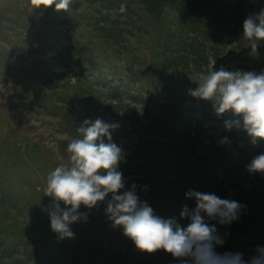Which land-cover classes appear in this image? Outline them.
Wrapping results in <instances>:
<instances>
[{
    "label": "rangeland",
    "instance_id": "rangeland-1",
    "mask_svg": "<svg viewBox=\"0 0 264 264\" xmlns=\"http://www.w3.org/2000/svg\"><path fill=\"white\" fill-rule=\"evenodd\" d=\"M76 1L71 0L69 9L61 13L55 11L54 7L34 9L29 0H0V234L7 236L8 240L15 237L12 244L16 248L14 254L19 258L28 257L34 248L44 247L43 240L35 233L42 224L43 231L48 230L56 237L55 244L66 241H63L64 244L72 248V254L77 256L79 264H182L180 259L173 258L163 250L153 254L138 251L134 243L123 235L122 227L113 228L105 214L110 195L105 202L91 210L81 206L79 212L87 213V220L82 219L70 225L74 238L59 241L57 234L51 230L48 209L52 199L44 195L46 178L57 166L68 162L67 145L71 139L80 138L77 128L84 120L79 117L82 107L70 108L74 99L71 100L69 96L78 95L75 82H67L62 78L55 83L49 79V66L52 65L54 53L45 50L43 43L51 45L60 34L54 17L62 18L60 14H64L68 19L60 25V30L65 31L67 28L74 43L92 52L99 62H107L106 55L111 56L116 51L114 44L92 25L94 20L88 11L93 9V5L84 4L85 1L81 0L75 6ZM134 8V16L126 14L123 17L127 30H132V33H127L130 36L125 35L132 52H124L122 56H128L130 62L135 56L134 63L137 64L132 67V71L136 74L139 70L160 71L157 63L150 59L161 37L157 28L160 24L139 4H135ZM225 42L226 48L231 50L234 43L227 39ZM256 58L251 55L247 57L243 63L245 70L256 73L264 71V62H254ZM143 73L147 77V73ZM122 106L132 107L133 104L123 102ZM153 106L162 110L165 103L157 100ZM111 113H107L106 120H102V116L97 119L110 124L117 123L116 129L123 128L137 134L133 142L139 147L138 155L136 157V150L129 145L126 154L132 158L131 166L122 170L126 179L125 190L135 183L141 202H147L157 216L174 218L186 227L190 220L180 217L182 209L176 207L175 202L179 203L183 199L181 205H187L191 212L196 207V201L186 199L185 193L189 190L206 193L207 189L195 188V181L187 182L185 174L179 173L181 167L175 166L177 159L172 156L173 152H169L165 144L168 139L163 131L175 122L165 115H153L146 119L137 112L131 113V116L125 115L119 109L120 117L116 118ZM195 116L201 118V113L196 112ZM200 121L207 138L203 140L204 144L215 142L220 145L221 139L227 136L222 134L223 126H210L203 118ZM236 130L244 132L242 127ZM10 131L12 135L19 133L21 139L10 141ZM234 146L228 143L229 152L236 148ZM214 153L218 162L213 170L216 176L222 177L220 165L225 156L221 152ZM162 166L169 168L162 170ZM158 176H161L159 180H153ZM212 180V184L215 183L213 177ZM192 182L195 185H191ZM64 207L61 203V208ZM244 214L252 215L253 209L246 207L239 213L238 224L243 231L245 226L241 225L240 215L243 217ZM230 229L236 232L240 228L236 222H232ZM219 232H222L219 237L224 240V244L217 246L215 251L220 254L236 253L224 248L229 240L223 230ZM49 239L53 241L51 237ZM51 249L57 253L62 264L64 258L70 262V255L61 248L55 246Z\"/></svg>",
    "mask_w": 264,
    "mask_h": 264
},
{
    "label": "trees",
    "instance_id": "trees-1",
    "mask_svg": "<svg viewBox=\"0 0 264 264\" xmlns=\"http://www.w3.org/2000/svg\"><path fill=\"white\" fill-rule=\"evenodd\" d=\"M79 1L81 2L77 0L74 3L75 6L79 5ZM84 1V4L93 5V9L88 11L94 20L92 25L96 31L103 33L106 40L114 44L116 51L114 50L111 56L106 55L107 62H99L92 52L85 51L74 43L67 28L65 31L60 30V25L68 19L65 18L67 15L60 14L62 18L54 17L60 34L51 45L43 43L45 50L54 53L52 65L49 66L51 68L49 79L55 83L62 78L67 82L71 80L75 82L78 95L69 96L71 100L74 99L70 108L82 107L79 117L84 121L95 122L99 116L106 120L109 111L113 117H120L119 109L128 116L133 112L146 119L153 115H165L174 121L173 126L165 127L163 130L164 136L168 139L165 144L169 152H173L172 156L177 159L175 166L181 167L179 173L185 174L187 182L193 180L196 183L195 188L207 189L206 193H214L222 199L235 200L253 209L252 215L244 214L243 217L240 215L241 225L245 226L244 231L238 224L239 219L233 221L240 228L236 230L237 233L231 232L232 223L220 224L218 220L216 222L203 215L206 223L218 228L216 233L218 236H222L219 230L226 233L229 240V243L224 245L226 250L242 253L243 258L249 260L255 255L257 246H264V175L250 174L246 166L254 156L264 153V140H257L253 144L245 131L239 133L235 128L231 131L226 130L225 121L236 117L230 112L217 116L211 102L192 97L189 90L199 86L196 83L200 80L198 76L207 75L222 66L228 71L239 69L247 71L243 63L248 56L250 57V49L242 36L243 21L249 15L264 9V0ZM135 4L143 7L160 24L157 28L161 37L150 58L157 63L160 71L147 69L139 70L136 74L132 71V67L137 64L134 63L135 56L133 63L129 61L128 56H122L124 52L126 54L132 52L125 36L132 33V30H127L123 17L126 14L133 15ZM226 39L234 43L231 50L226 48ZM259 43V55L254 62H264V41ZM54 71L58 72L53 73ZM143 72L147 73L148 78ZM157 100L165 103L164 109L159 110L153 106ZM123 102L133 106L123 107ZM196 112H200L201 118L204 122L210 123V126H223L222 134H227L226 137L236 148L229 152L228 144L218 145L213 142L205 145L203 142L207 139L204 136L205 128H202L201 118L195 116ZM9 134L10 141L21 137L17 132L12 135L10 131ZM135 135H137L135 132H128L123 128L111 132L112 142L124 153L119 166L121 171L131 166L132 158L126 154L129 145L136 150V157L138 155L139 147L133 142L134 137H137ZM105 142H108L106 138ZM214 152H221L223 157L225 156L224 162L220 165L222 177L216 176L213 170L216 169L215 164L218 162L214 158ZM166 168L169 166L163 167L162 170ZM160 177L153 180H159ZM212 177L215 179L213 184ZM179 203L175 202V205L182 209L183 199ZM43 229L41 224L35 233L43 240L44 247L34 248L28 257L23 258L14 254L16 248L12 243L15 237L8 240L7 236L0 234V264H62L57 253L51 249L55 246L70 255V262L64 258L63 264H79L77 256L72 254V248L64 244L65 240L63 242L57 238L60 242L55 244L54 234ZM1 230L2 227L0 232ZM50 237L53 241L49 239Z\"/></svg>",
    "mask_w": 264,
    "mask_h": 264
},
{
    "label": "clouds",
    "instance_id": "clouds-1",
    "mask_svg": "<svg viewBox=\"0 0 264 264\" xmlns=\"http://www.w3.org/2000/svg\"><path fill=\"white\" fill-rule=\"evenodd\" d=\"M29 2L34 9L54 7L57 12H66L71 5V0ZM242 36L248 42L249 55L258 57L259 42L264 41V9L243 21ZM196 83L199 86L189 90L192 97L211 102L217 116L230 112L236 117L225 121L226 130L242 127L253 144L264 140V71H228L222 66L202 75ZM117 127L101 119L85 120L77 128L80 138L71 139L67 145L68 162L60 164L47 176L44 195L52 199L48 209L50 227L59 239L74 238L70 225L87 220V213L79 212L81 206L91 210L110 195L105 214L113 228L122 227L123 235L138 251L153 254L163 250L180 259L182 264H264V246H257L255 255L247 261L239 252L217 253L215 248L223 245L224 240L202 215L220 224H230L239 219L246 205L222 199L214 193L189 190L185 198L195 199L196 207L190 212L187 205L183 206L180 217L190 220L183 227L174 218L157 216L147 202H141L135 183L125 190L126 179L119 168L124 153L112 142L111 136ZM220 143L230 141L224 137ZM246 168L250 174L264 175V153L254 156Z\"/></svg>",
    "mask_w": 264,
    "mask_h": 264
}]
</instances>
